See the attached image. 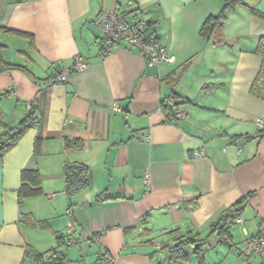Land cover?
Masks as SVG:
<instances>
[{
    "label": "crops",
    "instance_id": "1",
    "mask_svg": "<svg viewBox=\"0 0 264 264\" xmlns=\"http://www.w3.org/2000/svg\"><path fill=\"white\" fill-rule=\"evenodd\" d=\"M244 2L264 13V0ZM117 6L129 19L148 12L168 62L150 66L123 45L102 54L92 20ZM222 6V0H0V132L17 127L27 103H36L34 124L0 159V264H42L49 251L65 252L64 264H86L83 246L95 264L109 258L152 264V251L180 236H205L223 209L247 195L232 249L238 253L264 223V101L249 93L264 20L234 6L207 41L201 25ZM77 56L86 67L52 83ZM171 94L185 116L168 122L161 103ZM74 140L81 145L68 144ZM65 161L89 169L88 188L71 199ZM23 169L38 171L39 195L18 197ZM68 246L80 248L79 256L69 260ZM32 252L45 255L36 261ZM237 257L239 264H260L257 255Z\"/></svg>",
    "mask_w": 264,
    "mask_h": 264
},
{
    "label": "trees",
    "instance_id": "2",
    "mask_svg": "<svg viewBox=\"0 0 264 264\" xmlns=\"http://www.w3.org/2000/svg\"><path fill=\"white\" fill-rule=\"evenodd\" d=\"M222 2L223 6L220 11L214 16L207 17L201 25L199 34L207 41L211 40V38L216 33L222 30L227 21L228 12L234 6H243L252 15L264 20V13L256 8L248 6L244 0H222ZM152 21L149 20L148 24L151 28V32L154 33V30H152ZM156 37L159 38L158 35H156ZM252 52L260 57L261 62L257 74L249 87V93L264 101V36H259L257 38ZM171 95L176 98L175 95ZM178 104V101L174 103L173 106L168 105V103H161L166 121L170 122L177 118L176 108L178 107ZM33 120V112H28L25 119H23V121L17 127H9L0 132V159L5 154V152L22 137L26 129L34 124ZM68 144L75 147H79L81 145L79 140L70 141ZM62 173L64 178V193L69 199H71L80 191L88 188L89 169L83 163L65 161L62 167ZM20 177L23 182L17 191V195L20 199L40 194L41 191L38 187L40 183V177L37 170L23 169L20 173ZM25 181L35 187H30L28 183H25ZM247 197L248 195L238 199L223 209L216 219L210 223L207 235L205 237H201L198 233L192 236H180L176 239L175 244H165L160 249L165 250L170 259L174 258L185 260L187 258V253L184 251V247L186 245L193 246L194 253H202V245L206 243V238L210 236L216 237V244H225L228 245L230 249H232L235 245L232 243L231 229L235 224V220H237L242 215L247 202ZM242 248L243 241H241L238 248H236L238 250V255H241L242 257H249L250 255L245 254L242 251ZM31 255L34 256V260L40 261L45 253L38 254L36 252H32ZM65 262L66 255L64 253L55 251L47 252L46 260L41 261L42 264H64Z\"/></svg>",
    "mask_w": 264,
    "mask_h": 264
},
{
    "label": "built area",
    "instance_id": "3",
    "mask_svg": "<svg viewBox=\"0 0 264 264\" xmlns=\"http://www.w3.org/2000/svg\"><path fill=\"white\" fill-rule=\"evenodd\" d=\"M149 20L152 21V18L146 11H141L130 19L123 14L118 6L112 11H100L92 20V24L97 31L95 42L102 49V54L113 45H123L125 48L135 50L143 55L150 66L160 61L168 62L167 47L164 43H160L159 38L151 32L148 24ZM86 65L85 60L77 56L70 67L59 68L50 81L54 84L63 83L70 71L82 70ZM167 103L173 106L175 98L170 95ZM35 107V101L27 103L29 113H32ZM112 108L118 110V103L114 102ZM176 116L177 118H183L185 116L184 109L177 107ZM255 122L257 126H262L261 119H256ZM202 154L201 151L197 153V155ZM67 215H70V211L67 212ZM73 229L74 226H71V231ZM69 241V243H73L74 238H70ZM242 249L245 254L257 255L260 258V264H264V223L261 222L255 233L243 240ZM111 262L112 260L109 258L107 264H111Z\"/></svg>",
    "mask_w": 264,
    "mask_h": 264
},
{
    "label": "rangeland",
    "instance_id": "4",
    "mask_svg": "<svg viewBox=\"0 0 264 264\" xmlns=\"http://www.w3.org/2000/svg\"><path fill=\"white\" fill-rule=\"evenodd\" d=\"M235 230L236 227L233 226L231 232L233 233ZM209 239L210 237H207L206 243L202 245L203 247L202 253L196 254L193 252V246L186 245L184 247V251L187 253V258L185 260L174 259V258L170 259L165 250L152 251L154 252L153 253L154 257L152 258V264H239L241 260L240 258L237 257L238 253H236L235 249H231L230 251L231 255H228L227 249H230L228 245L216 244L215 242L216 239L215 240H209ZM157 241H161L160 236L157 237ZM68 249H70L71 251V254H69V260L72 258L74 253H76V255L79 256L80 248H77L76 246H68ZM83 252L88 253L87 255L83 254L85 257L86 264H95L96 259L92 254H90L89 247L83 246ZM242 259L244 260L245 258L242 257Z\"/></svg>",
    "mask_w": 264,
    "mask_h": 264
}]
</instances>
